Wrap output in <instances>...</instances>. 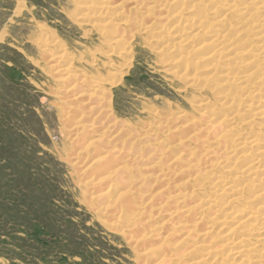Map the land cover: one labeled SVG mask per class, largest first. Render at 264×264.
I'll return each mask as SVG.
<instances>
[{
  "label": "rangeland",
  "instance_id": "obj_1",
  "mask_svg": "<svg viewBox=\"0 0 264 264\" xmlns=\"http://www.w3.org/2000/svg\"><path fill=\"white\" fill-rule=\"evenodd\" d=\"M259 1L0 0V264H264Z\"/></svg>",
  "mask_w": 264,
  "mask_h": 264
},
{
  "label": "bare ground",
  "instance_id": "obj_2",
  "mask_svg": "<svg viewBox=\"0 0 264 264\" xmlns=\"http://www.w3.org/2000/svg\"><path fill=\"white\" fill-rule=\"evenodd\" d=\"M136 1H138V0H136ZM256 1V0H255ZM110 2V1H109ZM139 2H140V0H139ZM141 2H144V1H141ZM260 3H264V0H260L259 1ZM108 3V2H107ZM117 5H118V3H116ZM115 4V5H116ZM227 6H229V5H227ZM109 7V6H108ZM114 7V6H113ZM112 7V8H113ZM234 7H236V6H234ZM111 8V7H110ZM110 8H108V9H110ZM149 8H152V7H149ZM148 8V9H149ZM263 9H264V7H263ZM228 10H231V9H228ZM245 9H241V10H239L238 11V14H239V16L240 17H242V16H244L245 15V13H246V10L244 11ZM236 13V12H235ZM237 14V13H236ZM99 15V14H98ZM248 15H250V14H247L246 16H248ZM245 16V17H246ZM244 17V18H245ZM174 19V18H173ZM219 21V20H218ZM217 24H218V22H217ZM216 24V25H217ZM221 23H219V25H220ZM222 27H224V26H222ZM224 32V31H223ZM246 32V31H245ZM214 35V34H213ZM114 39V38H113ZM112 40V39H111ZM225 40V34L223 33V35H222V33L220 32L218 35H214L213 37H211L207 42H202V43H200V46H199V50H197V51H200V50H203L204 49V51L202 52L201 51V55L200 56H202V58L200 59V60H202V61H204V60H206L207 61V59H212L213 57H216L217 55H219V51H220V49L222 48V46L223 45H225V44H223L222 45V43H223V41ZM115 41V40H114ZM113 41V42H114ZM226 41L227 40H225V43H226ZM115 44V43H114ZM47 46V45H46ZM45 47V46H44ZM248 49V48H247ZM251 49L252 48H250L249 50H247L248 52H250L251 51ZM260 54H262V53H260ZM251 56H253V55H251ZM61 57V56H60ZM255 58V57H254ZM253 57H251V58H249V62H246L247 63V65H250V66H252V67H256L258 64H257V62H260L261 60L259 59V60H257L256 58L254 59ZM214 59V58H213ZM212 59V60H213ZM201 61V62H202ZM259 64H261V63H259ZM208 66V65H207ZM207 66H205V67H207ZM205 67H203V68H205ZM232 67V66H231ZM238 67H239V65H238ZM248 67V66H247ZM211 69V71H209V73H212V75H214V76H217L218 74H216L215 73V70H216V68L215 67H213V66H211V67H208V70H210ZM206 70V69H205ZM208 70H206V71H208ZM228 70L229 71H231V68L230 67H228V69L227 70H225V71H227L228 72ZM232 71H234V70H232ZM61 72H65V71H61ZM248 72V71H247ZM247 72H246V74H244L242 77H241V82L244 80V82L246 83V82H250V80L252 79L251 78V76H250V74L249 75H247ZM208 73V74H209ZM230 73V72H229ZM249 73V72H248ZM237 74V73H236ZM227 75V74H226ZM229 75V74H228ZM251 75H252V73H251ZM78 76V75H77ZM210 76H211V74H210ZM231 76H232V73H231ZM63 77V76H62ZM222 78V77H221ZM226 78V77H225ZM227 78H229L228 76H227ZM251 78V79H250ZM63 79V78H62ZM64 79H66V78H64ZM79 79H81V78H79ZM222 80H223V78H222ZM227 81H228V79H226ZM254 81V80H253ZM77 82V81H76ZM75 82V83H76ZM195 82V81H194ZM200 82V81H199ZM208 83H210V81L208 80L207 81ZM252 82V81H251ZM250 82V83H251ZM255 82V81H254ZM253 82V83H254ZM70 83V82H69ZM245 83H243V84H245ZM62 84H68V83H64V82H62ZM77 84V83H76ZM75 84V85H76ZM242 83H241V85H243ZM246 84H249V83H246ZM252 84V83H251ZM70 85H72L73 86V84H70ZM61 86V85H60ZM64 86V85H63ZM69 86V85H68ZM192 86V85H191ZM71 87V86H70ZM69 87V88H70ZM74 87V86H73ZM252 87V86H251ZM68 88V87H67ZM72 88V87H71ZM70 88V89H71ZM243 88V87H242ZM246 88H248L247 86H246ZM245 88V89H246ZM253 88V87H252ZM69 89V90H70ZM73 89V88H72ZM237 89H239V88H237ZM236 89V90H237ZM244 89V88H243ZM251 89V88H250ZM72 91H74V89L72 90ZM238 91V90H237ZM241 91V90H240ZM243 91V90H242ZM247 92H248V90H247ZM67 93V92H66ZM241 93V92H240ZM244 93V92H243ZM252 93V92H251ZM242 94V93H241ZM253 94V93H252ZM245 96L247 95L246 93L244 94ZM243 95V96H244ZM251 95V94H250ZM70 96V95H69ZM73 96V95H72ZM240 96V95H239ZM242 96V95H241ZM244 96V97H245ZM249 96V94L247 95V97ZM251 97V96H250ZM249 97V98H250ZM240 98V97H239ZM224 99H226V97H224ZM227 100V99H226ZM231 103V102H230ZM243 110V109H242ZM230 115H232V113L230 114ZM229 115V116H230ZM236 116V115H235ZM240 116V115H239ZM188 120V119H187ZM219 121L218 119H216V118H212L211 120L209 119L208 121L210 122V123H212L213 121ZM226 120V119H225ZM233 120V119H232ZM188 122H189V120H188ZM191 122V121H190ZM190 124V123H189ZM193 124V123H192ZM205 125V124H204ZM193 126V125H192ZM212 126V125H211ZM182 127V126H181ZM180 127V128H181ZM185 127V126H184ZM187 127V126H186ZM77 128V127H76ZM81 128V127H80ZM115 128V127H114ZM119 134V133H118ZM102 135V134H101ZM101 135H99V136H97V135H95L96 136V139L94 140V143H95V141L97 142L98 140H100L101 138H102V136ZM94 138V137H93ZM128 138V137H127ZM212 142V141H211ZM250 142V141H249ZM90 143H92V141L90 142ZM251 143V142H250ZM253 143V142H252ZM212 144V143H211ZM215 144V143H214ZM218 145L220 144V143H217ZM244 144V143H243ZM217 145V146H218ZM216 147V146H215ZM209 149H211V148H209ZM212 150L214 151V149H211V152H212ZM215 150H217L216 148H215ZM226 152V151H225ZM213 153V152H212ZM105 154V153H104ZM160 160V159H159ZM158 164V163H157ZM155 165H156V163H155ZM262 165V164H261ZM114 170V169H113ZM155 172H157V171H155ZM208 172H210V171H208ZM208 172H206V173H208ZM204 176V175H203ZM103 177V176H102ZM105 177V176H104ZM103 177V178H104ZM149 178V177H148ZM105 179V178H104ZM168 181V180H167ZM232 193H234V192H236V191H231ZM181 195H183V194H181ZM180 195V196H181ZM100 197V196H99ZM183 197H184V195H183ZM183 197H182V199H183ZM187 197V196H186ZM180 201H182V200H180ZM185 229V228H184ZM234 246V245H233ZM238 254V253H237ZM207 259V258H206ZM206 259H204V260H206ZM203 260V259H202ZM202 262V261H201Z\"/></svg>",
  "mask_w": 264,
  "mask_h": 264
}]
</instances>
